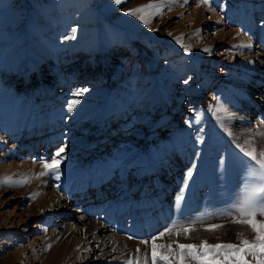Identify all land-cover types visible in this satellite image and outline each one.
<instances>
[{
  "label": "rangeland",
  "instance_id": "rangeland-1",
  "mask_svg": "<svg viewBox=\"0 0 264 264\" xmlns=\"http://www.w3.org/2000/svg\"><path fill=\"white\" fill-rule=\"evenodd\" d=\"M148 3L162 5L150 26L127 14ZM263 31L264 0H0V179H29L0 185V264H66L51 223L33 208L48 183L74 198L117 173L145 177L177 149L202 158L178 213L165 220L195 230L165 245L236 244L242 231L251 239L227 214L251 182L241 148L259 152L264 137L237 142L228 119L246 97L247 56ZM72 99L80 103L68 113ZM60 147V178L38 177ZM12 208L29 218L28 236L8 218ZM211 224L223 227L205 231ZM136 231L130 239H140ZM196 231L205 233L200 241Z\"/></svg>",
  "mask_w": 264,
  "mask_h": 264
},
{
  "label": "bare ground",
  "instance_id": "bare-ground-1",
  "mask_svg": "<svg viewBox=\"0 0 264 264\" xmlns=\"http://www.w3.org/2000/svg\"><path fill=\"white\" fill-rule=\"evenodd\" d=\"M254 38L256 45L247 56L254 74L248 79L245 99L234 107L236 113L228 120H231V135L237 142L255 140L260 145V138L264 137L260 135L264 133V31ZM226 147L227 143L224 153ZM200 158L202 155L196 148L190 153L177 149L168 161L157 165L145 177L132 172L124 176L117 173L114 178L107 176L91 188L76 191L74 198L70 191L63 192L48 183L42 190V200L33 208L38 206L41 217L51 223L48 231L57 238L59 254L68 256L66 264H126L129 259H141L145 253L148 257L151 255L152 237H159L165 228H169L166 220L178 213L177 201L189 191L186 188L189 184L187 173L197 170L196 161ZM6 203L1 201V206L7 210ZM128 203L130 207H127ZM7 213L8 218H17L21 233L28 236L33 227L28 226L26 219L29 218L25 219L24 212L15 213L12 208ZM135 229L140 239H130ZM204 234L194 233L197 241ZM172 235L175 231L157 239L156 243L165 244ZM199 236L202 238L198 239ZM143 241L149 243L146 245Z\"/></svg>",
  "mask_w": 264,
  "mask_h": 264
},
{
  "label": "snow or ice",
  "instance_id": "snow-or-ice-1",
  "mask_svg": "<svg viewBox=\"0 0 264 264\" xmlns=\"http://www.w3.org/2000/svg\"><path fill=\"white\" fill-rule=\"evenodd\" d=\"M117 5L125 2V0H113ZM203 5H208L209 0H200ZM161 4L148 3L141 5L135 9H128L127 14L139 19L145 25H151V17L159 15L161 12ZM72 34L65 37L66 39H74L76 29L71 30ZM185 51H189V46H183ZM209 51V49H205ZM187 82V81H185ZM87 89H82L76 92V97L82 96ZM80 103L79 99H72L66 105L67 112L71 113ZM217 110H220L219 108ZM264 136V133H260ZM66 147V146H65ZM65 147H60L50 158V161H44L41 164L42 171L39 176L46 174H55L56 179L59 177V170ZM241 151L252 162L250 165L251 182L243 190L242 197L233 206L232 210L227 214L231 222L246 227L252 234L251 239L244 238L245 233H237L239 243H214L209 244L207 241H201L200 244H176L174 250L172 244H157L156 240L163 238L166 234L171 235L174 231L177 236L187 235L195 229L188 225L186 227L167 228L159 234V237L151 239V264H185L186 260L194 261L196 264H264V149L257 152L255 147L241 148ZM191 171L187 173L190 178ZM29 183V179L13 180L11 176H5L0 179V185H24ZM183 197L180 196L179 199ZM257 217H260L259 219ZM223 225L211 224L205 231L213 232L222 228ZM148 244L149 241H143ZM158 249H167V252L158 251ZM115 250V249H113ZM139 252V249H137ZM251 257V259H248ZM142 264H149L148 254L141 258ZM141 259L126 261V264H141Z\"/></svg>",
  "mask_w": 264,
  "mask_h": 264
}]
</instances>
